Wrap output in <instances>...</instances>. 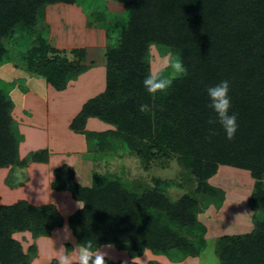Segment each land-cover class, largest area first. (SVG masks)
Instances as JSON below:
<instances>
[{
  "label": "trees",
  "instance_id": "16d2710c",
  "mask_svg": "<svg viewBox=\"0 0 264 264\" xmlns=\"http://www.w3.org/2000/svg\"><path fill=\"white\" fill-rule=\"evenodd\" d=\"M77 1L0 0V63L15 61L8 44L16 45L26 33H38L47 6ZM126 9L128 19L118 45L106 53V88L84 103L71 129L85 135L95 158L116 148L129 149L149 161L162 153L178 154L198 179V192L218 193L209 179L220 165L249 170L255 179L249 199L255 210L254 228L221 236L219 255L222 264H264V0H127ZM152 44L177 54L187 67V75L174 79L164 95L151 96L143 87L150 73L146 58ZM31 45L21 59L58 90L87 69L79 62L49 58L42 38ZM224 79L230 81L231 111L239 124L233 140L226 138L218 123H209L215 113L208 107L206 86ZM8 86L11 89L0 80V168L28 162L20 158L24 135L12 115L14 101L8 91L14 85ZM142 104L150 110L142 112ZM90 117L113 124L116 130H88ZM48 158L47 149L31 155L33 161ZM54 175V189L68 190L83 202V208L68 217L79 243L91 241L93 249L113 244L128 250L132 258L150 249L172 261L198 257L206 248V227L198 219L199 199L184 195L172 200L161 179L139 192L121 177L96 176L92 186H83L66 164L55 168ZM63 223L52 203L34 205L25 199L0 203V264L32 261L15 232L31 231L34 238L50 236ZM31 252L36 255L37 246H31Z\"/></svg>",
  "mask_w": 264,
  "mask_h": 264
},
{
  "label": "rangeland",
  "instance_id": "374dc122",
  "mask_svg": "<svg viewBox=\"0 0 264 264\" xmlns=\"http://www.w3.org/2000/svg\"><path fill=\"white\" fill-rule=\"evenodd\" d=\"M126 2L127 0H78L74 4L60 2L47 6L44 21L36 27L38 33H26L17 40L16 45L13 42L8 44L9 47L12 48L11 53L12 56H14L11 59L15 61L12 62L10 60L5 63H0V80L2 81V85H5L6 88L9 87L8 85L10 84L19 85L22 90L26 88L25 78L15 80L14 82L7 81V79L13 77L11 72L13 70L16 72L15 69L23 70L25 73H33L29 69L26 60L23 61L21 58H23L22 54L28 55V50L32 47L31 44L34 41L38 42L41 38L45 41L46 46H48V57L55 58L62 63L75 64L79 62L88 69V65L93 63L86 57L88 49L94 50V59L98 61L102 60L103 55L106 57V53L110 47H116L118 45L120 31L127 23L128 19ZM80 44L84 47H77L80 46ZM83 49L85 50L84 55H82ZM169 54L177 55L171 51L165 50L160 45L152 44L146 58L150 66V72H154L160 61ZM10 64L12 65L10 68L12 69L7 71L2 69L6 68V66L9 68L8 66ZM33 74L38 75L37 73ZM165 75L167 76L169 73H165ZM77 77L70 81L77 79ZM91 95L90 83L82 82L78 84L76 91L70 93L69 97L67 94L65 96H58L59 98L56 97V102L54 104L52 103L53 98L50 99L51 107L54 111V118L52 121L54 122L56 120L62 122L57 125L59 126L57 129L60 132L66 131L65 114L69 111H73L74 106L78 102L80 103L84 99L87 101L94 97ZM41 105H43V103H41ZM60 117H62V120L59 119ZM90 120H94V122L88 127V122ZM38 122L42 127L47 126V119L44 120V115L40 116ZM86 128L93 132L116 130L115 125L97 117L88 118ZM43 130L46 131L45 129ZM45 141V135L42 133L36 137L33 136L30 143L40 142L43 144ZM89 150L85 157L92 173L90 186L93 185L96 176L111 178L121 177L123 180L130 183V188L141 192L146 187L157 185V179H161L162 189L172 200H178L184 195H193L199 199L201 211L198 215V219L206 227L204 237L206 238L207 245L205 250L198 257H188L183 261H172L168 255L145 249L141 256L132 258L128 250L116 245L110 244L99 247L106 253L105 257L110 260L121 262L122 264H128L131 261H136L140 264H148L152 261L160 262L161 264H215L216 258H218L220 264H222L219 255L221 251L218 246V239L224 235L249 233L254 228L255 210L249 206V199L254 188L255 179L252 177L249 170L229 165H220L217 174L209 179V183L218 190V193L210 194L204 190L201 192L197 191L199 186L198 179L192 174L182 157L178 154L172 152L168 154L162 153L159 157L149 161L133 151L124 148H116L117 151L108 152L105 157L99 158H95L93 151ZM8 170L9 169H6L0 174V203L9 205L13 204L12 202L15 198L23 195L25 191L16 192L13 197L10 198L12 195V182L20 183L24 175L17 177L11 174L9 176L10 171ZM43 177L46 185V175H43ZM52 184L51 187L54 189ZM2 199L3 201H1ZM63 199L64 197H62L60 203L62 207H64V212L62 210L60 212L62 216L68 218L71 213L73 214L79 208L76 209L75 207L74 209L76 210L72 212V206H67V204L63 206ZM70 200H74L73 195ZM67 211L70 212L67 213ZM60 230V232L64 234L60 238L62 246H57V249L61 252L65 250L67 253L76 256L77 252H74L76 251L75 246L78 245L79 242L73 235L69 224ZM67 233L71 235L70 238L65 239ZM15 234H18V236ZM13 236L20 241L24 251L29 253L30 256H33V261L34 257L38 256L39 251L37 248L36 255H33L34 253L31 252V246H37V242L34 241L36 238H34L32 232L18 231L15 232ZM31 238L34 239L32 243L30 242ZM39 257H41V261L44 260L41 254ZM32 261L30 264H34ZM41 261H38L37 264H40Z\"/></svg>",
  "mask_w": 264,
  "mask_h": 264
},
{
  "label": "crops",
  "instance_id": "0c3cea01",
  "mask_svg": "<svg viewBox=\"0 0 264 264\" xmlns=\"http://www.w3.org/2000/svg\"><path fill=\"white\" fill-rule=\"evenodd\" d=\"M77 47L84 46L80 44V46ZM93 52L94 50L88 49L86 56L87 59L91 60L93 63L90 62L91 64H86L89 66L88 69L84 73L80 74L77 79L70 81L69 85L64 90L56 89L52 84L47 82L43 76L28 72L25 73L23 72V70L15 69L16 72L13 70L11 72L13 74V77L11 79H7V81L14 82L15 80L25 78L27 85L23 90L20 89L19 85H14L12 91L10 92L14 101L13 113H16H12V115L17 121L22 134L24 135V140L20 143V158L22 160H28V162L26 166L17 165L0 168V174L2 173V171L9 169V176L11 174L17 177H21V175H24L20 183L12 182V195L10 196V198L13 197L16 192L25 191L23 195L16 197L12 203L18 201L19 199H25L34 205L52 203L56 205L59 211H63L64 207H62L60 200L62 199V197H64V199L62 200L64 201L63 206H65L66 204L67 206H72L73 208L70 207L72 208L71 210H73L72 212H74V210L78 208H81L79 204H83V202L76 199L70 200V198L72 199L70 191L54 190L52 189L51 184L55 179L54 169L66 164L73 170L75 180L79 184L83 186L91 185L92 173L88 167V163L86 162L85 157L88 152L86 137L84 134L75 132L70 127L72 121L80 112L81 108L86 102V99H84L80 103L78 102L74 106L73 111H69L65 114L66 117L64 119L66 122V131L64 132H60L57 129V127H59L57 125L62 122L56 120L54 122L52 121V119L54 118V111L52 110L50 99L53 98L52 103L54 104L56 102V97L59 98L58 96H65L67 94V96L69 97L70 93L76 91L78 84L82 82L90 83L92 94L91 96H96L105 90L107 60L104 55L102 57V60L100 61L94 59ZM8 67L9 68H7L6 66V68L2 69L6 71L12 69L10 68L12 67L11 64ZM68 102L72 105L69 100ZM41 103H43V105H41ZM41 115H44V120L47 119V126L42 127V125H39L40 123L38 121ZM59 119L62 120V117H60ZM92 122H94V120H90L88 122V127L92 125ZM43 129H45L46 131H44ZM42 133H44L46 139L43 144H41L40 142L30 143L33 136L36 137L38 135H41ZM44 149H47L49 152V158L47 162L33 161L30 159L31 155L34 152ZM43 175H46V185ZM1 201H3V199ZM75 207L76 209H74ZM69 212L70 211H67V213ZM63 217V225L56 227L52 231V234L50 236H41L36 238L35 240L31 238V243L33 240L37 242V248L39 251L38 256L34 257L32 263L37 264L38 261H41V257H39L41 254L44 260L41 261L40 264H47L46 257L48 255L56 253V251L58 250L57 246H62L60 243V238L64 233H61L60 229L68 226V218L65 216ZM15 235L18 236V234ZM101 251H103V249H101Z\"/></svg>",
  "mask_w": 264,
  "mask_h": 264
},
{
  "label": "clouds",
  "instance_id": "9594fccd",
  "mask_svg": "<svg viewBox=\"0 0 264 264\" xmlns=\"http://www.w3.org/2000/svg\"><path fill=\"white\" fill-rule=\"evenodd\" d=\"M169 73V75H165ZM187 75V67L177 55H166L158 64L154 72H150L143 79V87L151 96L164 95L170 90L173 80ZM208 107L215 113V118L209 120L210 124L218 123L228 140H233L239 128L237 115L231 111L232 97L230 95V81L221 80L214 85L206 86ZM142 112L150 110L146 104L140 105ZM83 208V204H79ZM70 238V233L65 239ZM76 247L77 255L73 256L67 251H56L46 257L47 264H107L105 255L100 248L93 249L91 241L79 243ZM215 264H220L216 258Z\"/></svg>",
  "mask_w": 264,
  "mask_h": 264
}]
</instances>
